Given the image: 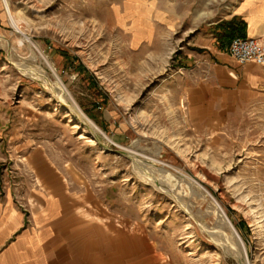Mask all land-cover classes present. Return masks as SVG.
Listing matches in <instances>:
<instances>
[{"label":"rangeland","instance_id":"1","mask_svg":"<svg viewBox=\"0 0 264 264\" xmlns=\"http://www.w3.org/2000/svg\"><path fill=\"white\" fill-rule=\"evenodd\" d=\"M138 1L131 47L136 0H6L19 47L0 0V192L34 199L42 173L75 264H264V67L249 83L216 30L243 0Z\"/></svg>","mask_w":264,"mask_h":264},{"label":"crops","instance_id":"2","mask_svg":"<svg viewBox=\"0 0 264 264\" xmlns=\"http://www.w3.org/2000/svg\"><path fill=\"white\" fill-rule=\"evenodd\" d=\"M237 15L247 24V37L264 46V0H243L237 7ZM263 67L245 64L242 73L249 83L257 85L261 83ZM29 165L33 169L40 166ZM35 174L39 175L41 189L30 193L45 205L41 212L25 210V202H16L18 198L22 201L31 199L28 192L18 197L0 192V264H75V251L60 234L66 227L55 223L58 216L64 214L59 210L60 198L47 186L40 176L42 173L37 171Z\"/></svg>","mask_w":264,"mask_h":264},{"label":"bare ground","instance_id":"3","mask_svg":"<svg viewBox=\"0 0 264 264\" xmlns=\"http://www.w3.org/2000/svg\"><path fill=\"white\" fill-rule=\"evenodd\" d=\"M136 1H137V3L134 5V9L131 11V15L130 14L128 15V17L133 18L132 23H133V26L135 28V31L133 32V39L131 42V47H135V46L139 45V43L142 40L148 41L151 37L150 24L147 21L148 11H147V9L143 8V5L139 4L140 2L138 0H136ZM1 3H2V7L4 9V12H5V15L7 16L8 20L10 22V25L13 27V29L16 32H18L22 36V38L17 41V45L19 47H21V46H24V43H27L32 47H36L24 33V29L27 27L25 19H23V17L20 15L19 12L13 13L11 11V9L9 8L6 0H1ZM118 20H119L118 22H121L120 18ZM43 60L45 61V63L48 66H50V64L46 61L45 58H43ZM41 76L48 82V80L46 79V77L44 75H41ZM168 76L169 75L166 73L163 74L162 81L165 82L167 80ZM53 89L58 90L57 98H58L60 103L66 104L67 101L71 102V105L68 107V109L70 111H72L73 113H75V115L80 119V121H82L83 123L88 125L93 131L99 132L100 134H103L97 128V126L83 114V112L81 111L79 106L74 102V100L72 99V97L70 96L68 91L65 89V87L62 85V83L59 80H57L56 87H54ZM53 92H54V90H53ZM119 99H120L121 104L126 105V104H129L130 102H132L134 100V95L133 94L132 95L126 94V95L120 96ZM160 138L167 145L176 149L179 154H183V151L179 149L178 142H176L175 139H173L169 136H166L164 133L160 134ZM122 149H126V148H122ZM192 183H194V185H196L197 187L202 188L198 182L193 181ZM213 204H214V207L216 210V214H217V216L221 222V228L229 230L233 234L234 237L236 236L237 238H239L238 235L236 234L234 228L232 227V225L230 224L228 219L225 217L223 210L220 209V206L218 205V203L216 201H213ZM28 205L33 210V212H36V211L41 212L43 210L42 204L40 202H37L35 199H30L28 201ZM83 218H86V217L84 216ZM238 240H240V239H238ZM239 242L241 245L242 244L241 241H239ZM241 247H242V245H241Z\"/></svg>","mask_w":264,"mask_h":264},{"label":"built area","instance_id":"4","mask_svg":"<svg viewBox=\"0 0 264 264\" xmlns=\"http://www.w3.org/2000/svg\"><path fill=\"white\" fill-rule=\"evenodd\" d=\"M228 52L240 65H264V47L254 38H234L228 46Z\"/></svg>","mask_w":264,"mask_h":264},{"label":"trees","instance_id":"5","mask_svg":"<svg viewBox=\"0 0 264 264\" xmlns=\"http://www.w3.org/2000/svg\"><path fill=\"white\" fill-rule=\"evenodd\" d=\"M219 30L218 40L221 43L220 48L224 49L234 38H244L247 36V24L242 17H233L230 21H223L216 25Z\"/></svg>","mask_w":264,"mask_h":264}]
</instances>
